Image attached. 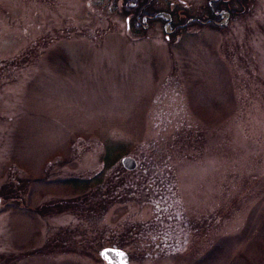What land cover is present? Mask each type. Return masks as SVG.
I'll use <instances>...</instances> for the list:
<instances>
[{"label":"rangeland","instance_id":"rangeland-1","mask_svg":"<svg viewBox=\"0 0 264 264\" xmlns=\"http://www.w3.org/2000/svg\"><path fill=\"white\" fill-rule=\"evenodd\" d=\"M137 1L0 0V264H264V0Z\"/></svg>","mask_w":264,"mask_h":264},{"label":"water","instance_id":"water-1","mask_svg":"<svg viewBox=\"0 0 264 264\" xmlns=\"http://www.w3.org/2000/svg\"><path fill=\"white\" fill-rule=\"evenodd\" d=\"M120 163L127 169L135 165L134 159L129 155L121 156ZM99 255L103 259L102 264H127L126 252L117 246H103L99 250Z\"/></svg>","mask_w":264,"mask_h":264},{"label":"flooded vegetation","instance_id":"flooded-vegetation-1","mask_svg":"<svg viewBox=\"0 0 264 264\" xmlns=\"http://www.w3.org/2000/svg\"><path fill=\"white\" fill-rule=\"evenodd\" d=\"M116 5H119V10L121 13L126 12L125 14H129V11H133L134 7L139 4L137 0H115ZM123 10V12H122ZM124 18H128V16L125 15ZM126 23V22H125ZM12 187L9 184H2L0 187V206H3L5 201L11 197Z\"/></svg>","mask_w":264,"mask_h":264},{"label":"trees","instance_id":"trees-1","mask_svg":"<svg viewBox=\"0 0 264 264\" xmlns=\"http://www.w3.org/2000/svg\"><path fill=\"white\" fill-rule=\"evenodd\" d=\"M135 7H137V8L133 9L132 12H133V16H135L136 19H138L142 15L145 16L146 18H148L149 16H152L155 12L154 9H152L150 7L148 2H140ZM232 12H233V10H232ZM229 14H232V13H229ZM218 16L219 15H214V14L211 15V17H213L212 19H215V21L219 20ZM177 22H182V21L180 20Z\"/></svg>","mask_w":264,"mask_h":264}]
</instances>
